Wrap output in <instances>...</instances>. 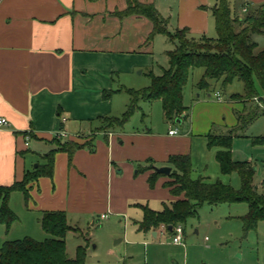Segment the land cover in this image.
<instances>
[{
  "label": "crops",
  "instance_id": "0c3cea01",
  "mask_svg": "<svg viewBox=\"0 0 264 264\" xmlns=\"http://www.w3.org/2000/svg\"><path fill=\"white\" fill-rule=\"evenodd\" d=\"M139 1L155 4L169 19L171 33L187 29L190 37H210L216 28L212 9L219 0H172L169 16L158 5L161 0ZM229 1L238 15L245 13L244 7L264 5V0ZM127 7V0H0V118L9 122L0 127V186L22 181L27 171L45 163L42 157L59 148L55 139L85 145L72 160L56 151L53 177L33 182L28 201L23 195V209L34 216L39 232L44 211H65L70 224L92 220L95 226L106 215L123 218L126 225L129 219L137 232L158 238L159 231H139L141 206L160 211L177 198L165 186L169 176L160 177L152 188L153 170L137 175V168L153 160L155 167L173 171L170 159L176 155L190 156L194 165L195 140L208 147L214 125L235 126V112L244 108L241 101L198 94L186 118L168 122L163 112L161 129L129 128L131 120L123 127L105 128L104 118L122 117L132 102L124 88L150 86L158 38L165 36L149 40L153 22L139 15L119 17ZM155 103L162 104L139 100L136 112L142 121ZM172 129L178 133L171 135ZM60 131L68 136L57 137ZM10 207L16 213L11 201ZM14 231V225L7 230L0 222V249L14 239Z\"/></svg>",
  "mask_w": 264,
  "mask_h": 264
},
{
  "label": "trees",
  "instance_id": "16d2710c",
  "mask_svg": "<svg viewBox=\"0 0 264 264\" xmlns=\"http://www.w3.org/2000/svg\"><path fill=\"white\" fill-rule=\"evenodd\" d=\"M128 7L117 15L121 18L139 15L149 18L154 31L149 40L156 35L167 36L174 44L168 50V66L161 75L149 73L151 84L141 90L124 88L132 97V102L120 118H104L105 128L113 129L125 126L139 109V100L150 103L161 101L165 119L178 122L186 118L188 107L185 105V89L196 68H203L204 74L197 87L209 91L213 80H222L223 88H227L238 80L244 84L243 94H232L229 100L244 103L242 112L238 113L237 124L228 127L226 133L211 132L207 135L208 147H217L216 159L224 175L238 174L241 187L233 188L221 180L210 181L209 177H192L193 165L190 156L176 155L170 163L174 170L169 175L170 181L165 183L177 199L163 210L156 211L149 206H141L144 217L137 222L139 231L149 232L165 227L174 233V228L183 227L189 219L197 215L198 208L203 204L220 205L245 203L247 213L242 217L246 233L257 230L259 223L264 221V195L259 193L255 184L256 169L250 161H238L233 157L236 130L258 120L264 114V48L260 47L258 37H264V5L260 7H244L243 15L235 14L229 0H219L213 7L217 37L202 36L193 38L187 29H179L175 33L169 31V19L162 16L155 4H144L139 0H127ZM55 139L59 148L50 151L42 158L45 163L39 164L32 171H27L20 182L11 186H0V222L9 230L18 220V216L10 207V199L14 192H21L26 201L30 198L29 184L41 177H53L55 170V153L64 151L70 160L84 144L74 141L62 143ZM255 144L264 145V136L256 137ZM147 166H139L137 175L149 170V184L153 188L157 180L164 176L155 170L153 160ZM41 227L49 237L38 241L32 237L6 241L0 249V264H86L87 250L85 246L77 249L75 258L67 252L66 236L75 230L65 211H44ZM170 227L173 229L170 230Z\"/></svg>",
  "mask_w": 264,
  "mask_h": 264
},
{
  "label": "rangeland",
  "instance_id": "374dc122",
  "mask_svg": "<svg viewBox=\"0 0 264 264\" xmlns=\"http://www.w3.org/2000/svg\"><path fill=\"white\" fill-rule=\"evenodd\" d=\"M158 5L164 14L167 13L169 16L174 3L172 0H161ZM210 37H217L215 26ZM158 39L161 40L157 44L160 46L155 71L157 75L162 71L161 66H165L168 61L166 51L173 48L168 37L161 36ZM257 39L260 47L264 48V37ZM203 74V68L194 69L185 89L188 113L192 111L191 104L194 100L201 96L205 98L210 94L214 98L215 94L220 92L222 99L227 101L232 94L244 93V84L238 80L227 88H223L222 80H213L210 90L202 91L197 87V83ZM198 94L201 96L198 97ZM123 95L128 96L125 92ZM141 105L145 107L144 104ZM148 107L149 117L142 121L141 113L136 112L128 124L129 128L164 127L162 104L155 103ZM126 110L127 107L124 112ZM237 116L238 112H235V117ZM227 129L228 127L214 125L213 132L222 134L226 133ZM235 134L241 137L234 138L233 157L238 161L253 163L256 169V187L259 193L264 195V145L254 142L256 137L264 136V114L243 129L236 130ZM217 151V147L208 148L199 140H195L192 177L197 179L205 176L212 182L219 179L239 189L241 181L238 174L221 173L215 157ZM22 199L23 194L20 192L13 194L10 199L18 214V220L13 224L15 230L12 235L13 240L23 239L26 236L38 241L46 240L49 235L42 228L39 232L34 216H29L24 211ZM158 208H161L160 205ZM247 211L248 205L245 203L216 206L203 204L198 208L197 215L189 219L184 226L185 234L181 236L184 246L173 243L174 233L164 229L155 230L159 231L158 238H154L152 234L137 232L129 219L127 225L123 218L111 216L96 219L95 226L91 225L92 220H82L78 224L71 222L75 230L69 231L66 236L67 252L70 258H75L78 247H87L86 264H264V221L259 223L257 230L246 233L242 217ZM131 216L134 215L130 214ZM119 240L121 241L117 242Z\"/></svg>",
  "mask_w": 264,
  "mask_h": 264
},
{
  "label": "built area",
  "instance_id": "2783aa9c",
  "mask_svg": "<svg viewBox=\"0 0 264 264\" xmlns=\"http://www.w3.org/2000/svg\"><path fill=\"white\" fill-rule=\"evenodd\" d=\"M244 11L246 12L247 8H245ZM216 96H217L218 99H220L221 98V93L217 92ZM8 125H9V122H8V120L6 118H0V127H4V126H8ZM177 133H178L177 129L170 130V134L171 135H175ZM66 136H68V134L65 131H60L57 134V137H59V138L66 137ZM103 218H106V215H103ZM163 229L166 230L165 227H163ZM173 230H174V237H173V240H172L173 243L182 244L181 236L184 233V227L182 225H179L176 228H174Z\"/></svg>",
  "mask_w": 264,
  "mask_h": 264
},
{
  "label": "water",
  "instance_id": "95a60500",
  "mask_svg": "<svg viewBox=\"0 0 264 264\" xmlns=\"http://www.w3.org/2000/svg\"><path fill=\"white\" fill-rule=\"evenodd\" d=\"M155 170L156 172L158 173H161V174H164V175H167L169 176L172 172V167H169V166H163V167H155ZM173 228L170 227V230H172ZM121 240L117 241V242H120Z\"/></svg>",
  "mask_w": 264,
  "mask_h": 264
}]
</instances>
